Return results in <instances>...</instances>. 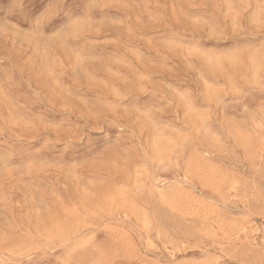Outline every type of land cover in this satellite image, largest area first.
<instances>
[{"label": "rangeland", "instance_id": "obj_1", "mask_svg": "<svg viewBox=\"0 0 264 264\" xmlns=\"http://www.w3.org/2000/svg\"><path fill=\"white\" fill-rule=\"evenodd\" d=\"M0 264H264V0H0Z\"/></svg>", "mask_w": 264, "mask_h": 264}]
</instances>
